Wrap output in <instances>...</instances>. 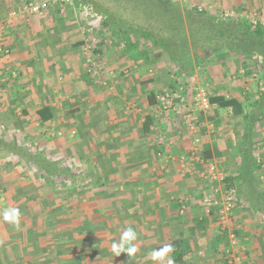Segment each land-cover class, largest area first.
Segmentation results:
<instances>
[{
    "label": "crops",
    "instance_id": "0c3cea01",
    "mask_svg": "<svg viewBox=\"0 0 264 264\" xmlns=\"http://www.w3.org/2000/svg\"><path fill=\"white\" fill-rule=\"evenodd\" d=\"M26 1L0 0V21ZM221 1L223 6L230 3L235 7H245L247 1L259 7L264 2ZM92 23L93 19L84 15V9L72 2L62 11L50 8L41 17L12 22L0 32V48L9 50L7 55L0 52V128L4 129L1 119L9 114L12 117L5 124L11 131L33 127L66 129L64 153L71 161L78 162L79 182L76 183L75 174L63 163L61 167L68 172L60 181L67 183L70 179L76 184L77 187L64 190L67 195L78 194V200L89 196L87 206L84 202L74 204L68 200L62 207L64 216L51 218L47 208L52 205L50 199L39 196L44 197L41 201L44 203L30 204L32 196L25 195H31L29 191L37 192V188L29 190L13 182L14 178L18 182L24 179L23 160L15 154L5 158L0 154V195H8L0 197V264H167V257L173 255H176L174 264H227L229 227L240 245H245L241 264H264V230L257 226L264 227V172H259L254 155L258 145L264 147L263 129H256L264 126L262 108L254 111L245 108L243 115L250 114L251 122L233 116L229 110L217 109L216 112L220 110L240 118L238 136L232 141L231 132L221 144L218 140L210 143L202 139L204 146L214 145L220 157L214 158L212 148L208 147L207 159L236 163V170L229 174L224 188L200 181L195 174H181L178 158L188 156L190 135L174 113H156L146 103L147 93H156L157 77L149 76L150 71L144 72L149 62L134 59L132 53L123 54L122 45L111 43L109 37L108 44L102 43L100 30L93 26L97 32L88 31ZM89 39H96L93 53L104 59L102 80L113 83L106 91L86 73L84 49ZM134 95L143 102L138 109L131 102ZM111 97L121 103L110 100ZM45 105L51 109L52 119L41 123L35 112ZM148 115L152 116V124L148 134H142V123ZM200 124L206 126L203 115ZM74 134L81 136L73 139ZM248 139L249 149L244 145ZM0 144L7 146L1 139ZM43 158L59 165L51 157ZM211 188H218L214 195L218 205L225 191L234 192V206L225 234L216 225L219 208L214 206L210 215L201 205L205 195H213ZM19 191L24 195L12 197ZM181 206H184L183 214L179 212ZM23 207L25 213H21L18 228L2 219L5 209L18 208L21 212ZM26 208H30L29 213ZM76 210L78 213L73 217ZM202 219L206 221L202 223ZM63 226L66 228L61 229ZM129 227L137 238L130 245L126 243L125 248L134 246L136 252L117 256L112 245L120 243ZM172 243L177 248L176 254L170 252L163 259L152 258L153 251ZM71 246L75 249H69ZM72 251L74 259L67 256Z\"/></svg>",
    "mask_w": 264,
    "mask_h": 264
},
{
    "label": "trees",
    "instance_id": "16d2710c",
    "mask_svg": "<svg viewBox=\"0 0 264 264\" xmlns=\"http://www.w3.org/2000/svg\"><path fill=\"white\" fill-rule=\"evenodd\" d=\"M71 1L79 4L82 9H93L100 16V26L111 40L114 39L116 45H122L123 54L132 53L134 59L147 60L149 54L156 51L153 58L165 56L174 68L176 78L190 75L201 64L210 63L223 67L227 59L241 68L246 76L259 66L263 73L258 76L264 78V24L260 22L252 24L249 19L238 16L226 19L204 10L198 11L196 7L189 5L180 7L179 3L172 0ZM139 18L141 22L137 23ZM180 86L187 87V81L171 80L167 91L176 92ZM156 95L153 91L147 93L148 106L154 108L157 105ZM208 101L211 107L229 110L230 114L241 116L246 122L253 121L250 114L243 115L247 106L262 108L261 112L264 111V93L255 100L251 99L247 105L248 101L245 103L235 97H227L214 89L208 96ZM35 113L41 123L52 119L51 109L47 105L40 107ZM201 116L199 113V127ZM151 124L152 116L148 115L142 123V134H148ZM249 130L246 134H249ZM246 141L244 145L249 149L251 142L249 139ZM208 149V146L202 144L201 155L204 159H207ZM20 158L33 165L39 178L43 180L50 181L53 176L63 178L68 172L60 165L46 161L38 152L22 151ZM262 213L264 214L263 211ZM208 214L211 215V212ZM202 220V223L206 221ZM171 245L174 249L172 253L176 254L177 248L173 243ZM172 258L175 261L176 255Z\"/></svg>",
    "mask_w": 264,
    "mask_h": 264
},
{
    "label": "rangeland",
    "instance_id": "374dc122",
    "mask_svg": "<svg viewBox=\"0 0 264 264\" xmlns=\"http://www.w3.org/2000/svg\"><path fill=\"white\" fill-rule=\"evenodd\" d=\"M211 1L210 0H189L187 4L179 3V6L183 7V6L189 5L191 7H196L197 10L199 8L200 10H204L210 13L211 15L222 16L226 19L234 18L238 16V17L246 18V19H254L255 21H264V2H260L259 7H256L255 3L253 2L251 3L249 1L245 3V7H241V6L235 7L233 4H230V3L228 6H223L221 0H214L213 2ZM85 9L90 10L91 14H94L96 17H99L97 22L94 23L93 25L95 26V29L97 28V30L98 31L100 30L102 33L100 35V37L103 39L101 40V42L108 44V41H109L107 39L108 34L103 30L102 26H100L101 25L100 16H98L94 12L93 9H89V8H85ZM2 11L4 12L6 10H2ZM136 22L140 23L141 18H139ZM89 25H92V24H89ZM95 29H94V33L97 32L95 31ZM111 41H112L111 43H113L114 40H111ZM111 46L114 47L113 45ZM146 46L149 47L148 44H146ZM154 53H156V51L151 52V54H149L150 55L148 56L149 60L147 59L149 63H148V66L145 67L144 72L146 73L147 71H150L149 76L157 77L156 82H154L155 84L154 87H155V91L157 94L162 93L163 91L167 90L169 83L171 82V80H174V79H177L180 81L184 80V81H187V83L193 81V84L196 87H205L209 95L213 93L214 89H216V91H219L227 95L228 97L240 98L245 103H247L246 101H248L247 105H249V103L251 102V99L255 100L256 97H260L261 94L264 93V78L258 76L262 74L263 71L259 66H256L255 69H254V66H252L254 69V70L252 69L253 72L249 76H246L241 68L236 66V64L232 60L227 59L224 62L223 67H220L219 65H215V64H210V63L201 64L199 67L196 66L194 71L190 75L185 76V77L180 76L176 78L175 70L169 64L167 58L165 56H162L159 59H154L153 58ZM144 72H142L143 75L145 74ZM102 81L107 83L105 86H101L103 90L106 91L107 89L113 87V83L111 82L109 83L108 81H105L104 79ZM113 89H115V87ZM189 97L190 96L188 95L187 96L188 104H189ZM110 100L117 102V100L113 97H111ZM131 102L134 104H137L136 106L137 109L139 107H142V104H143L141 97H138V99L137 97H135L133 100H131ZM118 103L119 102H117V104ZM248 108H250L252 111L256 109V107H253V106L248 107ZM216 111L218 110L212 107L209 110L202 113L203 121L206 124V126H200L199 133L201 134L200 137L204 139L203 142L208 141L210 143L211 142L214 143L215 140H218L219 144H221V141L226 140V137L230 136L231 132H233L231 133L233 136L231 137V139L232 141L233 140L235 141L238 136L237 133L239 129L237 127L241 122L240 118L232 117L231 115H229L228 113L224 111H220V110L219 112H216ZM10 117L12 116L7 114V117L5 116L3 119H1V122H3L2 125L4 126V129L0 128V139L7 142V146L5 145V147L1 146L0 144V148L7 151L5 152V151L0 150V154L1 155L3 154L4 158L7 156L11 157L12 154H15V156L20 157L22 155V151L23 152L24 151H27V152L36 151L42 154L43 157L44 156L48 158L51 157L55 162L59 163V165L63 163L66 167H68L70 170L73 171V173L75 174L74 177L75 178L77 177L76 171L78 170V167H77L78 162L71 161L70 160L71 158H69L64 153V150L66 148V143H67V139L65 136L66 129L44 128V127L34 128L33 127L27 130L25 129L23 130L22 128L21 129L15 128L14 131H11V130H8V128L6 127L7 124H5L7 121H9ZM238 120H239V124H237ZM256 129L257 130L263 129L262 131L264 132V126H258L256 127ZM78 131H80V129ZM185 131L187 132V130ZM57 133H59L60 135H57ZM78 136H81V135L78 134ZM78 136L74 134L73 139H77ZM62 137L65 139L61 140ZM255 142L257 143L258 141H255ZM50 143H53V144L51 145ZM62 143H64L65 146H62ZM69 144H71L70 141H69ZM216 145H218L217 142H216ZM233 146L236 147V142H234ZM208 147L212 148L213 153H214L212 155L214 156V158L219 160L220 157L216 155L214 145L211 144L210 146V144H208ZM257 148L258 149L255 150L254 152L255 161H257L256 165L258 166L259 172H264V147L262 148V146L258 145ZM232 149L233 151L235 150V148H232ZM233 151H230V152H233ZM21 164H22L21 169H22L24 179L23 181H21L22 182L21 183V182H18L16 178H14L13 182L16 183L18 186L21 185V187H24L25 189L32 190L33 188L34 189L37 188L38 193L37 192L33 193L29 191L31 195L30 194L25 195L26 198H29L30 196H32L30 198V204H34L35 202L36 204L44 203V202H41L44 200L43 199L44 197L38 198L39 196H46L48 201L50 199L52 201V205L50 207L47 205L48 212L50 213L49 215H51V216L48 215L49 217L55 218V217H60V215L64 216V209H62V207L64 206L65 202L68 200L69 201L73 200L74 204L76 202H79V203L88 202L89 196L82 197L80 200H78V197L80 196L78 194L77 195L71 194L72 196L67 195V193L64 190H66L67 187L71 189L73 188V186H76V184H73L70 179L69 181H67V183L65 181H64L65 183H62V181H60V178H55V176H53L54 178L52 180V184H51V180L48 181L49 184L48 183L45 184L43 183L42 180L38 178L36 170L35 168L32 167L31 164H27V163L25 164V161H21ZM217 164H218L217 168L220 169V171H222L223 175L225 176L224 183H221L218 185L219 188L221 189V188H224L225 185H227V182H229L228 181L229 176H230L229 174L235 172L236 163L233 161H230V163L224 164L218 161ZM200 181L202 180L200 179ZM77 182H79V180L76 178V183ZM44 193H46V195ZM14 195L23 196L24 193L22 192L20 193L19 191V192H16V194H12V197ZM3 196H8V195H0V197H3ZM25 203L28 204L27 200L25 201ZM88 203L86 204V206L88 205ZM24 209H25L24 207L23 209H21V213L25 211ZM26 209H27L26 212L29 213L30 208H26ZM77 213H78V210H76L73 214L72 213L71 214L74 217L76 216ZM41 214L43 215V213H40V215ZM60 221H62V219H60ZM216 225H217V228H219L220 230L218 221ZM257 226L260 227L259 230H262V231L264 230V227L261 224L260 226L259 225ZM65 228H66L65 226L61 227V229H65ZM256 228H257L256 226H253L254 230H256ZM228 230L231 231L232 230L231 227H229ZM69 231L71 232V230ZM72 244L74 245V242L71 243V245ZM244 246L245 245L241 243V247L243 249L245 248ZM69 249L74 250L75 246L74 247L71 246ZM67 256H73V259L74 257H76L74 251L68 253Z\"/></svg>",
    "mask_w": 264,
    "mask_h": 264
},
{
    "label": "built area",
    "instance_id": "2783aa9c",
    "mask_svg": "<svg viewBox=\"0 0 264 264\" xmlns=\"http://www.w3.org/2000/svg\"><path fill=\"white\" fill-rule=\"evenodd\" d=\"M176 3L187 4L189 0H172ZM71 0H27L17 9L11 10L7 17L0 21V32L6 30L12 22L24 20L30 16H43L50 8H57L59 11L65 9L66 6L71 5ZM84 9V15L93 19L92 25L88 27L90 33L93 31V24L97 22L99 17L91 14L90 10ZM200 11V9L198 8ZM252 24L260 22L264 24V21H255L254 19H249ZM90 42L88 46L84 49L86 73L92 79V81L101 86H105L106 83L102 81L101 72L104 59L101 55L93 53L96 39H89ZM4 55L9 53L7 48L1 49ZM188 86H180L177 91H163L156 95V106L154 110L156 113H174L181 126H185L191 139V149L188 156H180L178 158L179 172L181 174L189 173L195 174L199 179L206 182L209 185L224 183L225 176L222 171L218 169V164L214 160L204 159L202 157V138L199 136V125L197 124L199 113H204L211 108L208 101V92L205 87H196L193 81L187 83ZM189 97V104L187 102V96ZM258 97H256L257 99ZM213 195H205L201 200V205L208 214L211 212L214 206L219 207L217 212V220L219 227L222 231H226L227 224L230 220V215L234 206V192L233 190H227L223 193V198L221 204L218 205L217 200L214 198L218 188L212 189ZM184 206H181L180 213L183 214ZM227 232V240L229 248L225 252L227 264H241L242 257L241 253L244 250L240 243L238 237L233 231Z\"/></svg>",
    "mask_w": 264,
    "mask_h": 264
},
{
    "label": "clouds",
    "instance_id": "9594fccd",
    "mask_svg": "<svg viewBox=\"0 0 264 264\" xmlns=\"http://www.w3.org/2000/svg\"><path fill=\"white\" fill-rule=\"evenodd\" d=\"M21 212L18 208H11L5 209L2 213V219L11 224L13 227H19V222L21 219ZM137 238L135 231L129 227L128 229L124 230L123 235L121 237V241L119 244L114 243L112 245V250L119 256L122 252H126L127 254L131 255L136 252V248L134 246H129L125 248V244H131ZM173 246L171 244L166 245L164 248L155 250L151 253V256L154 260L163 259L166 257L167 253L172 252ZM167 264H174V260L171 257H167Z\"/></svg>",
    "mask_w": 264,
    "mask_h": 264
}]
</instances>
